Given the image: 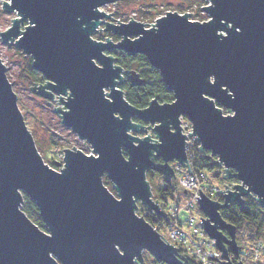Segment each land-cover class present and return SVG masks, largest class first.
Returning <instances> with one entry per match:
<instances>
[{"label": "water", "instance_id": "95a60500", "mask_svg": "<svg viewBox=\"0 0 264 264\" xmlns=\"http://www.w3.org/2000/svg\"><path fill=\"white\" fill-rule=\"evenodd\" d=\"M115 2L2 4L17 16L0 32L2 43L13 42L29 56L45 81L30 90L48 101L57 97L64 107L53 112L91 153L73 146L63 149L61 169L44 163L0 59V264H143L144 253L164 264H186L188 256L137 214V203L163 215L145 174L155 156L171 179L172 163L192 174L187 138L210 152L227 179H236L224 185L222 202L199 189L196 197L201 227L221 252L218 261L234 264L236 226L220 211L245 197L264 206V0H207L204 22L167 11L149 26L131 17L114 22L100 10ZM98 30L119 40H94ZM112 49L144 55L174 101L154 97L145 108L130 105L119 88L123 67L106 54ZM129 77L133 85L143 82L134 70ZM181 118L190 123L187 135ZM23 194L35 203L45 230L22 212Z\"/></svg>", "mask_w": 264, "mask_h": 264}, {"label": "trees", "instance_id": "16d2710c", "mask_svg": "<svg viewBox=\"0 0 264 264\" xmlns=\"http://www.w3.org/2000/svg\"><path fill=\"white\" fill-rule=\"evenodd\" d=\"M116 7L113 13V21L125 22V13L139 12L138 22H149L153 21L155 18L159 17L162 11L158 10L154 3L156 0H148L149 4L146 5L147 8L143 9V4L146 0H116ZM190 4L201 5L202 0H187ZM169 10V9H168ZM177 13H185V9L175 8ZM175 11V12H176ZM119 19V20H117ZM190 20H197L204 22L207 20L206 16H201L198 13H194ZM150 23V22H149ZM26 23H22L21 27L24 28ZM93 39L104 41L106 38H110L112 41L117 42L119 37L115 36L109 32H98L95 31L92 34ZM15 49L16 54L19 56V68L23 71L25 79L30 82V84H41L43 81V76L33 69L32 60L30 57L24 56V54L17 49ZM106 54H110L115 57L116 64L123 67L124 75L123 81L119 85V88L123 90V96L125 100L128 101L130 105L138 109L145 108L148 103L157 98L158 102L161 104L171 103L174 101L172 93L168 88L162 83L161 76H159L158 71L149 65L146 57L144 55H128L121 50H109ZM134 70L140 79L143 80L141 85H133L129 77L130 71ZM7 71V70H6ZM7 78L10 81V76L7 71ZM12 83V82H11ZM13 88V83H12ZM14 91V90H13ZM226 110H223L225 113ZM144 124V123H143ZM189 161L191 163V169L196 172H202L206 175L209 184L222 183L233 185L236 183V179H227L222 166L216 165L215 158L211 156L210 152L200 151L199 142L197 140L192 141V144L188 148ZM161 159L156 157L152 159L153 168L146 172V179L151 186L152 195L154 199L159 202V208L162 213H165L168 198L174 199V193L177 191V186L175 185V179L169 178L161 169ZM44 163L49 167L57 170L55 163L48 162L44 160ZM210 176V177H209ZM159 180V185L155 187L152 186L154 180ZM211 179V180H209ZM103 183L107 187L110 185L108 179L103 176ZM111 192L113 188L110 187ZM137 214L148 221L153 228L163 223L165 225L169 224V218L163 215H156L152 210L147 207L137 203ZM21 210L25 213L33 224L38 225L42 230H45L44 224L41 221L40 213L35 203L32 202L27 195L22 196ZM198 211V209H197ZM199 212V211H198ZM220 216L225 219L229 224L236 226V240L239 248L245 249V247L256 241L258 238L264 235V206L259 204L253 197H245L242 205L233 203L230 204L228 208H224L220 211ZM179 254V252H178ZM180 255V254H179ZM143 264H164L163 262L156 261L149 253H144ZM233 263L236 264L237 260L233 258ZM186 264H196L194 261L188 260Z\"/></svg>", "mask_w": 264, "mask_h": 264}, {"label": "rangeland", "instance_id": "374dc122", "mask_svg": "<svg viewBox=\"0 0 264 264\" xmlns=\"http://www.w3.org/2000/svg\"><path fill=\"white\" fill-rule=\"evenodd\" d=\"M5 1L6 0H0V32L8 30V27L11 25L12 19L17 17L14 13L6 14L2 10V4ZM202 1L203 2L200 6L197 4L192 5L188 3L187 0H156L152 4H155L159 11L167 9L162 11L160 16H163L167 11H176L174 10L175 8H183L186 10L185 12L189 14L190 19V17H192L194 13H198L203 17H207L206 13L203 12V9L201 8L204 7V5H206L208 2L207 0ZM116 3L117 1L114 4L105 5V7L100 8V10H102L103 12L112 13L113 17V13L116 10ZM148 4L149 1L146 0L143 4L144 10L147 8L146 5ZM124 15L127 19V21L125 22H128V20H130V17L138 21L137 19L139 17V12H127ZM160 16L157 18H160ZM154 20L149 21L150 23H144L149 26L151 23H154ZM21 29H23V27H21ZM100 33H102V31ZM13 47H15L13 42L5 45L0 39V59L6 66V70L8 71V74L10 76V81L13 83L14 93L17 94V104L19 110L21 112V115L24 116L25 125H27L31 136L34 139L35 146L37 147L41 158H43V160L45 161L55 163L57 170H59L63 165V149H72V147L74 146L77 150L80 149L85 154L91 153V146L88 145L85 141L80 140L77 135L73 134L68 127H65L63 124H61V120L58 114L53 112L54 107H60L61 109H63L62 107H64L62 104L56 103L57 97H54V101H48L30 90L29 87H32L33 83L30 84V82L25 79L23 71H21L19 68V56L16 54ZM43 83H45L44 78L41 84H36L35 86L43 85ZM49 103H51L52 105H50ZM188 124H190L189 121L187 119L184 120V125L187 126ZM147 134L153 136V133L150 130H148ZM143 135L144 134H138L139 137H143ZM172 165L174 166L175 163H172ZM174 182L177 186V191L173 195L174 199L168 198L166 210H168L170 206L174 205L177 202L179 195L184 197L180 190V187L176 184V181ZM159 184V180L156 179L152 183V186L155 187ZM219 184L222 185V183ZM110 187H112L111 183L107 186V188L110 190ZM112 193L115 194V191L113 190ZM189 216L190 215L185 211H181L179 213V218L182 222L188 220L190 218ZM195 218L197 220L196 216Z\"/></svg>", "mask_w": 264, "mask_h": 264}, {"label": "built area", "instance_id": "2783aa9c", "mask_svg": "<svg viewBox=\"0 0 264 264\" xmlns=\"http://www.w3.org/2000/svg\"><path fill=\"white\" fill-rule=\"evenodd\" d=\"M181 119L182 130L184 134L187 135V133L191 131V126L190 124L185 126V119ZM194 140L195 138H187L186 152ZM187 163H189L191 168L189 155ZM191 173L192 174L187 172L186 168L178 163L175 164V181L180 187L184 197L179 195L177 202L163 213L166 218H169V224L165 225L161 223L154 227V229L159 232L162 240L171 243L180 255L186 258L184 255L185 253L188 256V258H186V263L188 260H192L196 264H221L220 262L223 261L220 256L221 252L216 248L215 241L209 238L201 227L202 219L200 217L203 218V214L197 206V198L200 197L198 194L199 189L210 199L222 202L226 190L224 184L221 185L215 182L209 184L206 175L202 172L198 173L191 169ZM181 211L187 212L190 218L182 222L179 218V213ZM209 256H213V258L217 260H212ZM231 259L233 260V257H231ZM239 259L243 264H264V235L248 244L245 249H240V255L236 259V264H238Z\"/></svg>", "mask_w": 264, "mask_h": 264}, {"label": "flooded vegetation", "instance_id": "af4514ba", "mask_svg": "<svg viewBox=\"0 0 264 264\" xmlns=\"http://www.w3.org/2000/svg\"><path fill=\"white\" fill-rule=\"evenodd\" d=\"M103 32V31H102ZM110 33V32H109ZM117 37V36H116ZM119 40V39H118ZM113 42H115V41H113ZM134 121H136V122H138V123H141L142 125H144V126H146L147 124L145 123V122H141V121H139V120H137V119H133ZM186 120V119H185ZM144 123V124H143ZM176 164V163H175ZM175 166V165H174ZM174 166L172 165V167H173V170H174ZM174 179H176V174H175V178Z\"/></svg>", "mask_w": 264, "mask_h": 264}]
</instances>
